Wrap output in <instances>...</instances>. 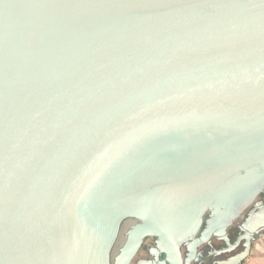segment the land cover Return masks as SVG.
Instances as JSON below:
<instances>
[{"label":"water","instance_id":"water-1","mask_svg":"<svg viewBox=\"0 0 264 264\" xmlns=\"http://www.w3.org/2000/svg\"><path fill=\"white\" fill-rule=\"evenodd\" d=\"M262 168L264 0H0V264H184Z\"/></svg>","mask_w":264,"mask_h":264},{"label":"flooded vegetation","instance_id":"flooded-vegetation-1","mask_svg":"<svg viewBox=\"0 0 264 264\" xmlns=\"http://www.w3.org/2000/svg\"><path fill=\"white\" fill-rule=\"evenodd\" d=\"M256 197L264 200V168L259 171L255 184L249 189V193L243 199L233 201L230 208L225 206L220 207V210L227 215L225 219H221L224 217L223 213L206 211L199 227L194 232L187 233L183 236L184 238L178 240L180 253L181 247L184 250L183 253H181L183 263L230 264L232 259L244 252L247 242L246 239L239 240L238 245L234 249L228 250L222 239L223 234L218 232L219 240L215 239L212 234L217 233V222L221 219V224L225 229L224 232L230 246H232L237 241L238 234L232 226L243 225V228L247 227V229L250 230H254L257 227L260 228L261 225L258 223L259 220L255 222L250 216H247V210L251 208L256 209L257 207L253 204L254 201H252L256 199ZM262 220L264 219L261 217L260 221ZM149 239L151 244L147 247L142 246L144 241ZM253 241L254 240L250 241V249L252 248ZM140 250H144L143 254H145L146 257L134 261ZM244 261H242L241 264H243ZM129 264H164L158 242L151 237L144 238Z\"/></svg>","mask_w":264,"mask_h":264},{"label":"crops","instance_id":"crops-1","mask_svg":"<svg viewBox=\"0 0 264 264\" xmlns=\"http://www.w3.org/2000/svg\"><path fill=\"white\" fill-rule=\"evenodd\" d=\"M253 201V204L257 207L256 209L251 208L247 210V216H250L255 222L259 220L258 223L261 226L253 230L257 234V237L253 241L249 256L243 264H264V220L260 221L261 217L264 219V200L256 198Z\"/></svg>","mask_w":264,"mask_h":264},{"label":"bare ground","instance_id":"bare-ground-1","mask_svg":"<svg viewBox=\"0 0 264 264\" xmlns=\"http://www.w3.org/2000/svg\"><path fill=\"white\" fill-rule=\"evenodd\" d=\"M137 224V220L135 219H126L125 221L122 222L121 224V229H120V233H119V237L113 247V250L111 252V262L114 260V258L117 256L119 250L121 249L123 243H124V238L126 233L128 232V230L130 228H132L133 226H135Z\"/></svg>","mask_w":264,"mask_h":264},{"label":"rangeland","instance_id":"rangeland-1","mask_svg":"<svg viewBox=\"0 0 264 264\" xmlns=\"http://www.w3.org/2000/svg\"><path fill=\"white\" fill-rule=\"evenodd\" d=\"M258 200H260V198L259 197H256ZM125 239V238H124ZM155 239V238H154ZM156 240V239H155ZM157 241V240H156ZM151 244V241H150V239L149 240H146V241H144V243L142 244V246H144V247H147L148 245H150ZM143 251L144 250H140L138 253H137V256L135 257V259H134V261H137L138 259H144L146 256H145V254H143ZM183 248L181 247V253H183Z\"/></svg>","mask_w":264,"mask_h":264}]
</instances>
